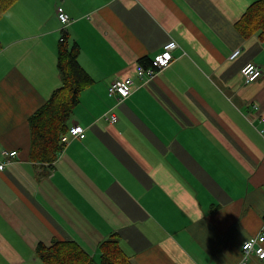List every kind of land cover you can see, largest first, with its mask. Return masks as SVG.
<instances>
[{"label": "crops", "instance_id": "1", "mask_svg": "<svg viewBox=\"0 0 264 264\" xmlns=\"http://www.w3.org/2000/svg\"><path fill=\"white\" fill-rule=\"evenodd\" d=\"M255 1L18 0L5 12L0 264H45L37 247L56 240L98 259L113 236L133 264H264L242 250L264 233V37L237 27ZM66 33L93 78L68 122L86 137L69 136L52 163L34 161L29 118L61 85ZM171 40L172 63L139 78L141 60ZM248 62L263 69L252 82ZM127 77L134 90L119 101L108 88Z\"/></svg>", "mask_w": 264, "mask_h": 264}, {"label": "trees", "instance_id": "2", "mask_svg": "<svg viewBox=\"0 0 264 264\" xmlns=\"http://www.w3.org/2000/svg\"><path fill=\"white\" fill-rule=\"evenodd\" d=\"M18 0H0V19ZM245 36L264 37V0L255 1L237 22ZM80 47L63 35L58 45L57 65L61 85L29 118L31 131L30 158L52 163L62 150V136L69 129V119L78 104L82 91L93 83V78L79 61ZM141 63L148 64L144 59ZM99 260L89 254L75 240H56L39 243L36 253L45 264H133L116 237L100 244Z\"/></svg>", "mask_w": 264, "mask_h": 264}, {"label": "built area", "instance_id": "3", "mask_svg": "<svg viewBox=\"0 0 264 264\" xmlns=\"http://www.w3.org/2000/svg\"><path fill=\"white\" fill-rule=\"evenodd\" d=\"M57 15L63 26L66 27L71 22L70 15L66 12L63 6L57 7ZM178 47V43L175 40H171L166 43L163 51L155 57L152 63L148 66L139 63L137 67V76L139 78L149 79L155 75L157 71L166 68L174 60L173 50ZM241 50L237 49L231 54V58H236L240 55ZM241 73L246 82H252L260 78L263 74V69L256 63L248 62L242 69ZM134 79L132 77H127L122 80H116L112 82L108 88V92L111 96H118L119 101H123L128 98L134 90ZM106 119L111 122H116L118 116L115 113L109 114L105 113ZM264 122V118L261 119ZM264 132V129L261 130ZM69 135L64 134L62 136V142L68 143L70 140L69 136L83 139L86 137V129L79 124H75L68 130ZM17 150H4L2 154L7 158L8 156L14 157L17 155ZM6 162L0 160V170L6 168ZM242 250L244 254V262H246L251 256L256 255L260 260L264 261V233H259L252 235L247 238L242 244Z\"/></svg>", "mask_w": 264, "mask_h": 264}, {"label": "rangeland", "instance_id": "4", "mask_svg": "<svg viewBox=\"0 0 264 264\" xmlns=\"http://www.w3.org/2000/svg\"><path fill=\"white\" fill-rule=\"evenodd\" d=\"M140 63H141V62H140ZM142 64H143V63H142ZM117 97H118V96H117ZM99 256H100V255H99ZM98 261H100L99 258H98Z\"/></svg>", "mask_w": 264, "mask_h": 264}]
</instances>
